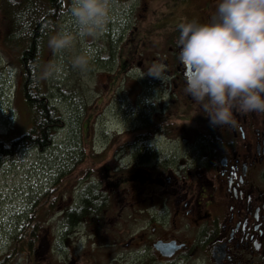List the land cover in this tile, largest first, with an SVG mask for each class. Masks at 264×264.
Instances as JSON below:
<instances>
[{
	"label": "flooded vegetation",
	"instance_id": "1",
	"mask_svg": "<svg viewBox=\"0 0 264 264\" xmlns=\"http://www.w3.org/2000/svg\"><path fill=\"white\" fill-rule=\"evenodd\" d=\"M215 5H174L188 13L176 16L163 35L175 61L156 65L159 77L145 74L148 65L125 70L126 91L135 95L125 131L133 137L121 149L139 168L122 183L130 190L112 185L99 191L107 199L93 208L96 213L88 215V208L71 224V205L60 209V264H264V112L234 110L232 123L211 126L200 102L185 93L190 68L178 60L177 25L208 21ZM175 131L188 137L180 154L166 155L155 138L171 139ZM141 156L148 160L140 162ZM144 170L154 171L150 184ZM120 193L127 194L124 201Z\"/></svg>",
	"mask_w": 264,
	"mask_h": 264
},
{
	"label": "rangeland",
	"instance_id": "2",
	"mask_svg": "<svg viewBox=\"0 0 264 264\" xmlns=\"http://www.w3.org/2000/svg\"><path fill=\"white\" fill-rule=\"evenodd\" d=\"M177 3L180 0H110V19L103 33L77 38L74 51L84 47L93 51L89 68L81 71L68 64V53L60 57L47 47L49 35L60 27L75 30L68 12L70 0H64L63 15L43 41L40 59L46 96L60 111L64 125L47 149H22L0 167V259L10 253L14 236L20 234L29 213H33L32 222L38 223L35 258L31 260L30 249L25 246L24 253L14 256L10 264H60V209L76 205L85 188L106 190L103 166H106L104 174L118 183H124L131 171H137L139 167L128 156L129 151L121 149L133 137L126 134L125 128L126 109L135 95L126 91V76L120 69L128 65H173L175 57L169 50L170 42L163 35L169 33L176 16L186 17L188 13L180 7L175 9ZM46 7V0H0V136L9 130L18 134L28 125V113L18 90L17 59L31 24ZM192 10L189 8V13ZM52 64L60 65L59 70L47 77L42 75L43 67ZM170 136L171 139L156 136L159 151L166 155L180 154L188 134L175 131ZM79 146L93 151L101 165L86 179L76 177L60 185L54 191L56 206L49 209L44 195L69 167V159L79 151ZM153 172L143 171L146 184L152 182L149 176ZM124 195L127 194H118L122 201ZM43 236L47 243L40 246ZM18 248L22 249V245Z\"/></svg>",
	"mask_w": 264,
	"mask_h": 264
},
{
	"label": "clouds",
	"instance_id": "3",
	"mask_svg": "<svg viewBox=\"0 0 264 264\" xmlns=\"http://www.w3.org/2000/svg\"><path fill=\"white\" fill-rule=\"evenodd\" d=\"M110 0H70L75 30L60 27L47 47L76 70H87L91 48L74 51L77 38L97 37L110 19ZM178 60L190 68L184 91L200 102L211 126L230 124L233 112H264V0H216L208 21L177 25ZM60 65H46L45 77ZM147 75L159 77L149 66Z\"/></svg>",
	"mask_w": 264,
	"mask_h": 264
},
{
	"label": "trees",
	"instance_id": "4",
	"mask_svg": "<svg viewBox=\"0 0 264 264\" xmlns=\"http://www.w3.org/2000/svg\"><path fill=\"white\" fill-rule=\"evenodd\" d=\"M46 1V10L31 24L30 33L24 45L21 47V52L17 59L16 71L20 81L18 90L28 113V125L18 134L14 135L13 131L9 130L7 133L0 136V167L6 162L12 161L16 154L22 149L35 148L40 151L47 149L52 144L55 133L64 125V120L60 111L47 98L40 77V59L43 41L46 40V37H48L52 29H54L61 19L64 0ZM127 67L128 66L122 67L120 72L124 74ZM5 121L8 122L7 118ZM78 149L79 151L74 152L70 157L69 167L59 174L55 181V185L44 195V198L48 200L49 209L56 206L57 197L54 191L57 190L60 185H65L66 182L70 183V180L76 177L86 179L92 173L96 172L97 167L101 165L99 159L93 155V151L88 150V148L86 149L84 146H79ZM144 160H148V158L139 157L140 162ZM75 169H77L76 174L73 173ZM105 169L106 166H103L101 170H103L102 179L107 186L106 190L112 189V185H115L114 187L123 186L122 183L116 182L115 179L107 177V175L104 174ZM130 173H133V171ZM142 173L143 171H141V174ZM105 177H107L106 181ZM102 190L105 189L85 188L78 202H76V205L72 203L71 209L67 211L69 222L71 223L72 219L76 220L77 218L80 219L85 217L86 213L84 212L88 208H90V211L87 213L88 215H90L89 213L92 211L96 213L97 211L93 210V208L104 205L102 201L107 199V195L99 193V191ZM65 207L67 209L68 206ZM32 215L33 213H29L20 234L13 238V246L10 249V253L0 259V264H10L14 256L22 252L24 253L23 248L25 246L30 249L33 237H35V239L37 238L36 233L38 230V223L32 222ZM20 244L22 245V249L18 248Z\"/></svg>",
	"mask_w": 264,
	"mask_h": 264
}]
</instances>
